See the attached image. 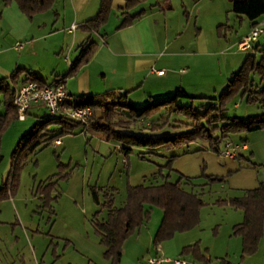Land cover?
Wrapping results in <instances>:
<instances>
[{
    "label": "rangeland",
    "instance_id": "374dc122",
    "mask_svg": "<svg viewBox=\"0 0 264 264\" xmlns=\"http://www.w3.org/2000/svg\"><path fill=\"white\" fill-rule=\"evenodd\" d=\"M187 10L190 11L188 7ZM201 10L200 7L198 23H202L208 51L200 53L197 45H193L192 49L197 54L190 67V82L187 80L185 85L187 95L194 99L181 98L178 101V105L192 104L199 111H202L200 106L206 108L210 102H218L216 99L231 74L256 47L252 44L248 50L238 48L239 41L251 29L245 17L228 11L222 14L218 23H213L209 17L201 21ZM167 11H174L176 22L184 19L180 0ZM262 29L263 33L258 36L260 48L264 47V26ZM67 51L68 47H65L62 54L65 56ZM252 78L256 84L259 83L257 74ZM174 79L178 82V78ZM176 89L168 92L153 87V97L148 98L146 85L137 93H129L128 98L115 96L107 100L141 107L149 101L170 96ZM263 111L259 103L246 104L239 96H233L226 101L221 113L227 118H246ZM4 112L0 93V121ZM117 115L114 114L116 120L125 119V116ZM48 118L45 108L30 113L24 122L7 117L9 123L0 132V187L6 181L9 185L12 176L17 177L16 188L0 200V264H105L104 247L90 225L91 215L99 209L92 191L96 192L100 203L109 194L118 201L128 185L148 184L154 180L160 182L164 178L174 182L180 176L190 178L193 186H186V189L199 194L201 200L199 223L187 235L195 238V242L200 238L202 247L207 246L199 247L200 250L211 256L205 262L187 256L191 264H222V261L228 264H264V227L255 252L241 258V240L232 234V227L242 221L243 213L229 203L230 198L241 196L245 190L264 182V127L251 132L231 133L224 138L215 129L210 138H195L188 133L194 130L196 122L184 111L167 106L150 117L131 122L129 128L119 130L127 134H142L147 132V122H157L162 123V135L184 134L186 137L164 142L153 153H147L143 147L132 146L125 155L120 146L130 140L126 136L117 140L98 132L83 134L80 126H75L72 132L58 134L60 124H42ZM34 128L37 135L32 136L31 141L48 131V135L57 134L63 144L58 146L51 141L24 156L31 141L29 137L25 140L23 137ZM188 137L193 138L188 140ZM225 141L234 144L244 141L247 149L233 159H224L220 152ZM18 148L23 150L19 155L14 154ZM153 212L160 213V210L153 208L152 218ZM134 243L131 242L124 251V259L145 260V264L147 259L158 256L187 261L186 256L170 258L155 254L152 243L148 248L138 242L139 246H132Z\"/></svg>",
    "mask_w": 264,
    "mask_h": 264
},
{
    "label": "trees",
    "instance_id": "16d2710c",
    "mask_svg": "<svg viewBox=\"0 0 264 264\" xmlns=\"http://www.w3.org/2000/svg\"><path fill=\"white\" fill-rule=\"evenodd\" d=\"M139 1L141 0L126 1L125 12L118 27L130 24L133 18L142 13V10H138L132 14L129 13V10ZM10 2H15L20 11L28 19H31L36 14L51 10L56 0H3L4 5ZM110 10L111 0H100L96 15L86 20L81 27L87 31H98L105 24ZM230 12L236 16L245 17L252 27L257 23L258 18L264 17V0H232ZM95 49L96 45L93 42L82 46L76 57L70 62L67 75L75 74L81 66L86 64L92 58ZM20 72L21 69H16L8 78H0V93L5 105V112L2 114L0 121V132L9 123V121L7 122L9 118L17 120L13 105V96L16 88L28 81L39 82V79L34 74L27 71H25L24 79L21 80L18 75ZM253 74L258 75V84L253 80ZM115 96L125 97L126 92H107L101 97L90 96L83 98L76 96L79 99L78 106L87 105L91 108V115L84 124L60 115H49V118L42 122V124L46 122L60 124L61 127L58 134L72 132L75 126H80L81 129L86 128L87 131L101 133L107 136V138L120 140L122 136H126L130 140L127 139L125 141L127 144L123 143L120 146L125 155L128 154L132 146L143 147L147 153H153L160 144L185 136L184 134L162 135V123L157 122H147V129H145L147 132H143L142 134H127L119 130V128H129L131 122L150 117L154 112L167 106L184 111L196 122L193 126L194 130L188 133H192L195 138H210L211 132L215 129L219 131L220 137L223 138L231 133L258 130L264 127V111L246 118H227L222 115L221 111L224 109L226 101L233 96H239L240 100L245 101L246 104L259 103L264 109V47H255V51L244 59L235 73L231 74L226 87L221 92L219 98L216 99L218 102H210L206 108L200 106L199 109H202V111L193 108L192 104L178 105V101L181 98L194 99L193 97H189L185 90L180 87L170 96L149 101L141 107H135L133 104L108 102L107 99ZM97 112H99V115H97ZM114 114L125 116V119L119 118L116 120ZM218 122L220 123L219 125H217ZM40 125L41 123L38 124V128ZM35 129L30 130L23 137L24 140L29 137L31 141L32 136L37 135V130ZM47 132L36 136L31 141L24 156L34 153L35 149L41 145L47 146L51 141L59 137L57 134L48 135ZM192 138L188 137L187 139L192 140ZM22 150L18 148L14 154L19 155ZM213 179L215 178H210V180ZM16 182L17 177L15 175L12 176L9 185L7 181L2 184L0 187V200L7 197V193H12L16 188ZM186 186L192 187L193 185L190 178L183 176L178 177L174 182H170L167 178H164L160 182L154 180L148 184L128 185L126 187L124 203L120 207L112 205V198L110 196H106L104 201L100 203L96 192L92 191L93 200L99 205V210L91 215L90 225L99 243L104 247L103 257L109 264H120L123 243L149 221L153 208H158L162 214L152 237V245L155 247L164 241L170 240L176 233L189 231L198 225V209L201 205V200L199 194L192 189H186ZM229 203L232 207L241 210L243 213L242 221L232 227V234L238 236L241 240L240 257L242 258L255 252L259 239L263 234L264 182H260L253 189L245 190L241 196L230 198ZM102 208L106 209L104 218L99 217L100 209ZM180 256H189L201 262L206 261L198 242L182 247L180 249ZM222 264L228 263L222 261Z\"/></svg>",
    "mask_w": 264,
    "mask_h": 264
},
{
    "label": "crops",
    "instance_id": "0c3cea01",
    "mask_svg": "<svg viewBox=\"0 0 264 264\" xmlns=\"http://www.w3.org/2000/svg\"><path fill=\"white\" fill-rule=\"evenodd\" d=\"M126 1L111 0V10L105 24L98 31H87L81 26L96 15L100 0H57L51 10L36 14L31 19L20 11L15 2L4 5L3 0H0V78H8L16 69H21L18 73L21 80L27 71L34 74L41 84L62 78L67 94L83 98L101 97L107 92H126L125 98H128L129 93H137L146 85L149 89L148 98L153 97V87L168 92L180 87L186 92L185 82H190L189 71L197 54L192 49L193 45H197L200 53L208 51L202 23H198L200 7L201 21L209 17L211 22L218 23L222 14L230 11L232 0H180L184 16L180 23L176 22V14L173 17L174 11H167L173 9L179 0H141L129 13L138 10H142V13L133 18L130 24L118 27L125 12ZM248 23L251 28V23ZM257 23H262L263 28L264 17L258 18ZM72 24L77 28L70 31ZM189 27L192 29L189 30ZM16 42L21 43L20 48H14ZM89 42L96 45L92 58L75 74L67 75L70 62L79 49ZM253 45L260 48L258 38ZM65 47H68V51L64 56L62 53ZM156 70L164 72L158 75ZM174 78H178V82ZM41 108L44 109V106H33L27 115ZM53 142L58 146L63 144L60 137ZM108 196L112 198L114 207L124 203L125 194L118 201H115L112 194ZM105 215L106 209H100L99 217L104 218ZM152 215L151 222L142 225L130 236V241L123 243L120 264H145V260L135 262L124 259V251L131 242H135L132 246H139L138 242L150 247L162 214L160 211ZM189 232L177 233L179 235L175 234L170 240L158 244L153 249L154 253L182 258L180 249L196 241L187 235ZM198 242L201 249L207 247H202L200 238ZM204 256L206 261L211 257L210 254ZM191 262L187 257L185 264Z\"/></svg>",
    "mask_w": 264,
    "mask_h": 264
},
{
    "label": "built area",
    "instance_id": "2783aa9c",
    "mask_svg": "<svg viewBox=\"0 0 264 264\" xmlns=\"http://www.w3.org/2000/svg\"><path fill=\"white\" fill-rule=\"evenodd\" d=\"M262 23L254 24L249 33L244 36L238 43L240 50L251 49L252 44L257 40L260 33L263 31ZM77 28L72 24L69 28L73 31ZM21 43L16 42L14 48H20ZM163 70H156L158 75L163 74ZM78 97L69 95L65 91L63 80L56 78L48 84H41L37 81H28L19 85L13 96V105L15 107L16 118L18 121L25 120L28 110L36 105H42L47 113L51 116L60 115L64 118L84 124L91 115L90 106H78ZM81 133L86 134V128H82ZM58 141L55 142L57 144ZM245 143L234 144L231 141L224 142L220 156L224 159H233L242 150H246ZM162 262H173V264H185L182 259H169L162 257L149 258L146 264H160Z\"/></svg>",
    "mask_w": 264,
    "mask_h": 264
}]
</instances>
